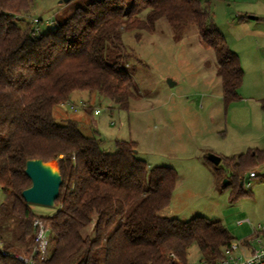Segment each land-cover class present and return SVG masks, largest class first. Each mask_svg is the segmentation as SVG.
Here are the masks:
<instances>
[{
    "label": "trees",
    "instance_id": "1",
    "mask_svg": "<svg viewBox=\"0 0 264 264\" xmlns=\"http://www.w3.org/2000/svg\"><path fill=\"white\" fill-rule=\"evenodd\" d=\"M32 3L0 0L2 247L31 255L39 217L50 230V256L35 255V264H188L194 244L201 262L219 261L234 240L220 221L163 214L178 181L174 168H150L133 141H117L116 150L106 152L102 139L85 136L77 121L61 124L54 115L77 91L108 97L127 110L134 81L117 54L123 32L134 31L139 39L140 32H154L161 18L174 28L196 26L202 46L216 56L225 103L241 99L240 57L210 8L202 0H99L77 7L54 30L35 34L32 23H18ZM30 159L56 161L60 168L63 182L51 216L36 214L22 196L31 186L25 173ZM263 163L264 151L258 150L233 159V182L224 187L233 202L252 195L244 177ZM7 223L10 231L3 233ZM0 264L24 263L0 253Z\"/></svg>",
    "mask_w": 264,
    "mask_h": 264
},
{
    "label": "rangeland",
    "instance_id": "2",
    "mask_svg": "<svg viewBox=\"0 0 264 264\" xmlns=\"http://www.w3.org/2000/svg\"><path fill=\"white\" fill-rule=\"evenodd\" d=\"M96 1L33 0L30 13L18 23L25 26L34 18L43 19L39 27L44 34L77 7ZM202 1L212 11L228 46L240 57L244 70L241 99L225 103L216 56L202 46L196 26L174 28L161 18L154 32H140L139 39L134 31L123 32V48L117 54L134 81L127 110L119 109L108 97L87 91L82 96L75 92L60 110L81 122L85 136L102 139L106 152H114L117 141H133L137 157L150 168H174L178 181L171 216L182 221L196 216L220 221L238 245L251 241L252 225L264 224V163L249 169L244 177V189L252 195L233 202L230 191L224 189L233 182L230 164L234 158L264 151V0ZM245 16L258 19H241ZM49 18L51 22H47ZM71 103L78 107L76 111L70 109ZM97 110L99 114H95ZM210 154L222 158L219 165L208 160ZM251 171L258 175L249 177ZM3 200L0 187V203ZM32 209L44 217L57 210L42 205H32ZM244 219L252 225H238ZM8 228V223L3 224L2 232H9ZM201 257L197 245L188 249V264H201Z\"/></svg>",
    "mask_w": 264,
    "mask_h": 264
},
{
    "label": "built area",
    "instance_id": "3",
    "mask_svg": "<svg viewBox=\"0 0 264 264\" xmlns=\"http://www.w3.org/2000/svg\"><path fill=\"white\" fill-rule=\"evenodd\" d=\"M42 19L34 18L32 20V25L34 27L35 34L40 33L39 24ZM47 22H50L47 20ZM73 110H77V106L73 105L71 107ZM95 114H99V110L95 111ZM256 171L249 173V177H256ZM239 225L251 224L249 219L240 220ZM33 226L35 229V247L31 255L24 253L14 252L11 250H6L0 244V253L3 256H9L16 260L23 262L24 264H35V255H39L40 259L46 260L50 256V241L49 234L50 230L44 224L43 220L36 217L33 221ZM253 236L247 241H242L240 244H235L234 242L230 247L223 250L222 258L216 263H206L201 262V264H264V224L252 225ZM253 243H257L259 246L255 248Z\"/></svg>",
    "mask_w": 264,
    "mask_h": 264
},
{
    "label": "water",
    "instance_id": "4",
    "mask_svg": "<svg viewBox=\"0 0 264 264\" xmlns=\"http://www.w3.org/2000/svg\"><path fill=\"white\" fill-rule=\"evenodd\" d=\"M70 0H63L69 2ZM257 18V17H253ZM170 86L175 83L169 81ZM208 160L219 165L222 158L210 154ZM25 173L31 180V186L22 192L24 200L31 205L55 207V201L59 197L63 179L56 161H44L42 159H30L26 162Z\"/></svg>",
    "mask_w": 264,
    "mask_h": 264
},
{
    "label": "crops",
    "instance_id": "5",
    "mask_svg": "<svg viewBox=\"0 0 264 264\" xmlns=\"http://www.w3.org/2000/svg\"><path fill=\"white\" fill-rule=\"evenodd\" d=\"M248 18V17H247ZM248 19H252V20H257L258 18H253V16H249V18ZM78 92V91H77ZM74 94H77V93H73L72 94V98H73V96H74ZM82 94H84L83 92H81V93H79V95H81L82 96ZM87 97H88V95H87ZM70 101H72V100H70ZM71 104H73V103H71ZM74 105V104H73ZM62 108V106H60V107H57V108H55V110H54V115H55V117L57 118V119H61V121H65V120H69V119H71V120H75V121H77L79 124L81 123L80 121H78L76 118H73V117H71L70 116V114L67 112V111H64V109H63V111H61L60 109ZM71 109V108H70ZM57 110H59L58 111V113H57ZM73 110V109H72ZM258 175V174H257ZM163 214L164 215H167V216H171V214H172V209L170 208V206H169V208L167 209V210H165L164 212H163ZM239 225V224H238ZM242 225H244V224H242ZM247 225H249V224H247ZM241 226V225H240ZM252 237V236H251ZM243 241H247V239L246 240H243ZM254 244V243H253Z\"/></svg>",
    "mask_w": 264,
    "mask_h": 264
}]
</instances>
